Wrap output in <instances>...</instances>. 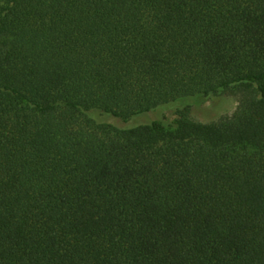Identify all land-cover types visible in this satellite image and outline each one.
I'll list each match as a JSON object with an SVG mask.
<instances>
[{
  "label": "trees",
  "instance_id": "16d2710c",
  "mask_svg": "<svg viewBox=\"0 0 264 264\" xmlns=\"http://www.w3.org/2000/svg\"><path fill=\"white\" fill-rule=\"evenodd\" d=\"M0 264H264V0H0Z\"/></svg>",
  "mask_w": 264,
  "mask_h": 264
},
{
  "label": "rangeland",
  "instance_id": "374dc122",
  "mask_svg": "<svg viewBox=\"0 0 264 264\" xmlns=\"http://www.w3.org/2000/svg\"><path fill=\"white\" fill-rule=\"evenodd\" d=\"M238 105V101L235 97L231 96H222L219 98L210 99L206 103L202 105L195 106L193 109L194 116L204 122H209L213 120L219 119L221 116L232 114ZM162 114V113H161ZM164 117H167L169 120H174L177 116L175 115L173 110H169L163 114ZM95 117L97 119H111L107 117H102L99 114H96ZM150 117L142 116L134 119L133 123H144L148 122Z\"/></svg>",
  "mask_w": 264,
  "mask_h": 264
}]
</instances>
